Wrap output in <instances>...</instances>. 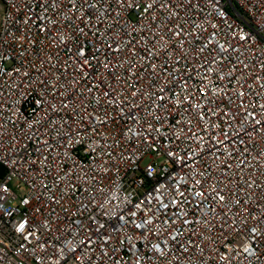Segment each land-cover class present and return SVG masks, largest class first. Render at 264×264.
<instances>
[{"label":"built area","instance_id":"2783aa9c","mask_svg":"<svg viewBox=\"0 0 264 264\" xmlns=\"http://www.w3.org/2000/svg\"><path fill=\"white\" fill-rule=\"evenodd\" d=\"M0 264H264V0H0Z\"/></svg>","mask_w":264,"mask_h":264},{"label":"snow or ice","instance_id":"6c2138e0","mask_svg":"<svg viewBox=\"0 0 264 264\" xmlns=\"http://www.w3.org/2000/svg\"><path fill=\"white\" fill-rule=\"evenodd\" d=\"M154 2H155V0H154ZM153 5L152 4H148L147 5V7L145 8V11H147L148 10V8H151ZM81 56H83L84 55V52H83V50L81 51ZM85 63H87V61H85ZM105 67H107V65H105ZM221 199H223V197H221ZM23 228V225H21V229ZM253 231H255V230H253Z\"/></svg>","mask_w":264,"mask_h":264}]
</instances>
